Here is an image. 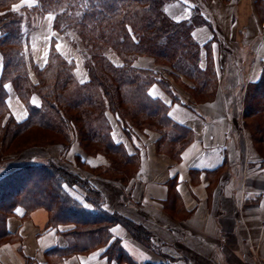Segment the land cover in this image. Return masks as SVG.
I'll use <instances>...</instances> for the list:
<instances>
[{
  "label": "crops",
  "instance_id": "0c3cea01",
  "mask_svg": "<svg viewBox=\"0 0 264 264\" xmlns=\"http://www.w3.org/2000/svg\"><path fill=\"white\" fill-rule=\"evenodd\" d=\"M193 8L211 21L192 31L200 46L199 68L209 69L212 77L204 88L213 93L211 97H188L181 85L162 74L152 57L134 61L135 66L156 70L169 80L178 100L157 83L149 93L168 105V116L186 130L188 142L171 158L156 149L162 137L159 131L134 129L128 138L111 114L114 140L129 153L139 150L140 166L124 186L113 181L103 186L90 176L103 194L105 209L144 226L159 249L115 224L108 244L64 257L57 249L68 248L71 239L61 232L73 225L53 227L46 209L27 214L18 206L7 219L10 237L0 245V264H26L27 259L32 264H264V139L246 123L251 116L246 111V92L264 74V0H173L165 11L181 21ZM39 48L34 56L42 67L48 51L37 55L45 49ZM1 70L0 57V75ZM172 72L183 84L197 88L185 76L189 72ZM6 87L12 113L19 121L26 119L27 108L12 84ZM171 143L178 146L181 141ZM82 161L87 162V157ZM114 239L124 251L120 258L106 253Z\"/></svg>",
  "mask_w": 264,
  "mask_h": 264
},
{
  "label": "trees",
  "instance_id": "16d2710c",
  "mask_svg": "<svg viewBox=\"0 0 264 264\" xmlns=\"http://www.w3.org/2000/svg\"><path fill=\"white\" fill-rule=\"evenodd\" d=\"M20 1L0 0V163L8 152L37 141L46 144L59 141L68 149L75 133L86 145L88 153L102 151L101 144L107 151L121 153L129 162L139 161V150L129 153L123 143L114 140L109 113L128 138H132L134 129L145 128H159L162 141L168 142L172 135L171 142L181 141L174 150L175 157L179 154L188 142V133L170 119L168 105L153 97L149 89L157 83L173 100L178 97L168 79L156 70L135 66L133 61L146 53L171 62V67L177 71L182 70L181 61L183 70L198 79V88L208 86L212 77L208 74L209 69L202 71L199 68L200 46L193 39L192 31L199 24L210 25L211 21L198 8L191 9L186 19L175 21L165 11L171 0H34L31 6L22 5L14 11ZM29 12L52 13V28L58 34L78 33L86 45L87 80L80 82L77 79L69 61L57 50L56 37L50 41L44 66L40 67L31 57H26L25 21ZM106 49L113 50L121 63L110 59ZM31 68L36 80L31 77ZM8 83L27 107L28 115L22 121H18L10 110ZM262 89L261 100L256 99L255 94ZM246 99L249 102L247 114L254 115L257 110L264 112V74L259 82L250 85ZM254 99L262 106L256 104L252 109L250 102ZM261 124L259 122L256 129L264 136ZM35 128L41 129L46 136L17 141ZM109 161L113 163L112 159ZM133 168L134 171L125 169L121 173L133 175L138 166ZM90 173L97 174L93 170ZM91 175L78 176L51 162H30L28 166L1 172L0 245L10 237L7 219L22 206L27 214L45 207L50 216L49 225L53 227L73 225L61 232L71 239L68 248L57 249L64 257L108 244L112 238L111 227L115 224L123 225L146 246L159 249L144 226L105 209L103 194L91 183ZM123 252L118 239L106 249L109 258H120ZM26 264H32V260L27 259Z\"/></svg>",
  "mask_w": 264,
  "mask_h": 264
},
{
  "label": "rangeland",
  "instance_id": "374dc122",
  "mask_svg": "<svg viewBox=\"0 0 264 264\" xmlns=\"http://www.w3.org/2000/svg\"><path fill=\"white\" fill-rule=\"evenodd\" d=\"M171 0L170 2H172ZM227 3L232 2V0H224ZM35 1L34 0H22L18 4H16V7H20L22 5L31 6ZM169 3V2H168ZM26 21H25V29H26V36L28 37L27 41V47L25 51L26 57L29 59L30 57L33 59V62H35V48L37 47H43L45 49L39 50L40 52H37V55L43 53L45 56L46 51L49 49L47 48L48 41L50 42L53 37H56L57 44H59V51L66 57V59L69 61V64L71 65L73 71L75 72V75L77 79L80 82H83L88 79V73L85 68V55H86V45L85 42L82 41L81 37L78 35L77 32L71 31L67 35H61L56 33V31L52 28V20H53V14H40L35 12H29L26 15ZM51 17V19H50ZM170 17V16H169ZM171 18V17H170ZM45 45V46H44ZM50 46V44H49ZM39 48V49H41ZM106 54L110 59H112L115 63L120 64L121 60L116 55V53L111 49H106ZM36 54V53H35ZM140 56H149L152 57L154 60V63L157 65L158 68L161 69L162 74H166L167 78L171 77L172 81L176 82L177 84L181 85L182 88L185 90V94H190L194 98H199L201 100H205L208 97H211L213 93L210 90H205L202 88H198L199 81L197 78L191 77L190 75H185L184 64L179 62V66L182 70L178 69L184 75L191 80L193 83L197 84V88L193 89L188 84H183L172 72L174 69L171 67V62H164L161 59H155L153 56L148 54H140ZM0 57L2 59V55L0 53ZM139 57V56H138ZM44 58V57H43ZM137 58V57H136ZM135 58V59H136ZM134 59V61H135ZM133 61V63H134ZM41 62V61H40ZM36 63V62H35ZM167 63V64H165ZM37 64V63H36ZM170 64V65H168ZM146 69V68H145ZM32 79L36 80V74L32 70H30ZM188 74V73H187ZM165 77V78H166ZM170 80V79H169ZM171 81V80H170ZM171 81V82H172ZM214 84V82H213ZM201 90V91H199ZM16 92V91H15ZM17 94V93H16ZM263 94V89L259 90L255 96L256 99L261 100V95ZM18 96V95H17ZM189 97V95H188ZM19 98V96H18ZM35 101L38 102L39 98L38 96L34 97ZM20 99V98H19ZM254 99L252 102H250V105L252 106V109H254L255 105L262 106L259 104V101ZM21 100V99H20ZM22 101V100H21ZM23 102V101H22ZM261 102V101H260ZM25 105V103L23 102ZM26 107V105H25ZM27 108V107H26ZM83 109V108H82ZM11 110V108H10ZM109 116H112L111 113H109ZM16 118V117H15ZM82 120L85 118L84 113L81 114ZM19 121V120H18ZM155 122H157L154 119ZM261 122V126H264V112L257 110L256 114L251 115L249 117V120H247V124L252 127V129L256 127V125ZM159 124V123H158ZM161 126V125H160ZM153 129V128H151ZM159 129V128H158ZM158 129H153L157 130ZM41 129H36L29 132L28 134H25L23 138H18L17 141H20L22 139H33V138H44L46 135L45 133H42ZM75 133V132H74ZM34 134V135H33ZM48 135H53L48 133ZM70 146L68 149H65L63 146V143L55 141L52 144H46V142H36L35 144H29L27 147L21 146L19 149H15L11 151L10 153L4 155L2 157L1 163H0V173L4 171H10L19 167L28 166L30 162H51L56 166L66 167L69 170L73 171L78 176L87 177L91 175L90 172L92 170L96 172L97 174L91 175L93 178H95L97 181L101 182L103 186H110V182H114L115 184H121L126 185L131 179L136 177L137 171L130 174H123L125 169H132L134 171L135 169L133 167L140 166V160H133L131 162L127 161L123 155L119 152L114 151H107L104 145H100L101 150L99 153L95 152L93 150L90 151V153L86 150V145L81 142V140L78 139L77 134L75 133L72 138H70ZM261 139H264V136H261ZM67 143V142H66ZM21 144V143H20ZM91 147V146H90ZM88 148V147H87ZM157 151L161 153H166L171 158L175 157L176 147L171 142L166 141H159L156 144ZM10 151V150H9ZM83 156L87 157L88 161L83 162ZM110 159H112L113 163H110ZM94 161H98L99 165H93ZM99 167L98 169L94 170L93 168ZM114 187V185H111ZM116 188V187H115ZM114 188V189H115ZM116 190V189H115ZM114 190V191H115ZM120 193V192H119ZM38 208H44L45 207H38ZM37 209V208H36ZM48 212V211H47ZM53 213V212H52ZM49 216V212H48ZM50 217V216H49ZM151 233V232H150ZM9 239V238H8ZM7 239V240H8ZM6 242V241H5Z\"/></svg>",
  "mask_w": 264,
  "mask_h": 264
},
{
  "label": "snow or ice",
  "instance_id": "6c2138e0",
  "mask_svg": "<svg viewBox=\"0 0 264 264\" xmlns=\"http://www.w3.org/2000/svg\"><path fill=\"white\" fill-rule=\"evenodd\" d=\"M14 11H18V7H16V6H14V9H13ZM50 19H51V17H50ZM57 50L59 49V44H57ZM84 206L85 207H90V205H88V204H84ZM17 211L19 212V209H17ZM111 231H115V229H112Z\"/></svg>",
  "mask_w": 264,
  "mask_h": 264
}]
</instances>
